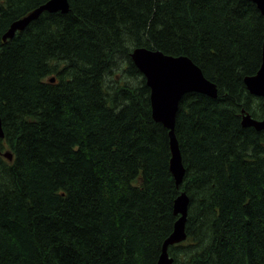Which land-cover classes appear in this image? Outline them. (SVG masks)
<instances>
[{"label": "trees", "instance_id": "1", "mask_svg": "<svg viewBox=\"0 0 264 264\" xmlns=\"http://www.w3.org/2000/svg\"><path fill=\"white\" fill-rule=\"evenodd\" d=\"M48 1L0 0V120L13 157L0 155V264H157L182 192L186 239L167 250L175 264H264V131L241 126L242 110L264 115L243 83L260 66L256 6L67 0V14L43 12L2 43L14 21ZM132 48L185 56L217 87L215 99L188 93L178 104L179 186L169 130L151 117ZM115 55L137 86L108 102L102 79Z\"/></svg>", "mask_w": 264, "mask_h": 264}, {"label": "water", "instance_id": "2", "mask_svg": "<svg viewBox=\"0 0 264 264\" xmlns=\"http://www.w3.org/2000/svg\"><path fill=\"white\" fill-rule=\"evenodd\" d=\"M247 1L256 6L262 17L264 26V0ZM57 11L62 14L69 12L67 0H49L46 4L29 12L26 16L14 21L10 25V29L3 34V41L12 38L16 32L22 31L29 23L37 20L43 12ZM261 54V64L258 71L254 76L245 77L243 83L247 91L251 95L261 98L264 104V35ZM131 60L138 70L144 74L146 86L150 89L151 116L169 129L168 136L171 153L169 171L175 185L179 186L183 181L186 169L184 168L181 153L172 130L178 104L182 97L188 93L199 92L215 98L216 87L201 75L200 68L187 57H172L160 51L137 48L133 50ZM50 82L53 83L54 79H51ZM203 89L206 91H203ZM241 113L243 115L241 119V126L243 128H253L256 132L264 130V118L263 120H255L249 114H245L244 111ZM170 117L172 123L168 125ZM3 138L4 133L0 120V141ZM2 156L7 158L8 161H12V156L8 152L3 153ZM188 205L189 200L185 193H182L174 200L173 215L179 217L173 226V232L161 247L159 264H173V260L168 256L166 251L169 245L178 244L185 239L184 225L186 223ZM168 241L170 243H167Z\"/></svg>", "mask_w": 264, "mask_h": 264}, {"label": "rangeland", "instance_id": "3", "mask_svg": "<svg viewBox=\"0 0 264 264\" xmlns=\"http://www.w3.org/2000/svg\"><path fill=\"white\" fill-rule=\"evenodd\" d=\"M1 17L2 16H0V19H1ZM133 50L134 49L132 48L131 51H133ZM114 54H116V51L114 52ZM111 67H112V69L109 70ZM130 71H131V68H130V64L127 61V59L121 55L116 58V55H115L114 60L110 64V67L106 70L105 74L103 75V79H102V82L105 86V91L111 95V97L108 98V102L111 101L114 97H117L116 99H118V98L122 97L123 95H126L127 93H131V91H133V92L135 91V90L130 88L131 85L133 87L137 86L136 82L132 80V77H130ZM245 76H249V75H245ZM102 90H103V88H102ZM105 102H106V100H105ZM103 105H104V101H103ZM106 105L108 106L107 102H106ZM125 106H126V103L120 104L118 106V109L115 112L113 120H115L116 117L119 118L121 116V111L125 108ZM252 107L258 111L257 103H253ZM242 111H244V110H242ZM168 120H169L168 125H171V123H172L171 117ZM37 128H39V127H37ZM258 142L262 148V149H260V152H263L264 151V138L261 137ZM0 148H1L2 152H5V151L12 152L10 145H7V140L5 139V137L2 140V144H1ZM261 160L264 161V155L261 157ZM243 161L245 162V164L254 165V166H256V168L258 167V163H256L254 160H246L245 159ZM260 165L264 166V163H260ZM7 181H5L4 184L7 183L6 189H8L10 192V190L16 186H15V183L13 181H9V180H7ZM129 182L133 187L139 188L140 183L137 180H135V177H133V175L130 178ZM177 231H179V230H177ZM172 232H173V230H172ZM185 235H186V233H185ZM167 243H170V241H168ZM169 247H171V245H169Z\"/></svg>", "mask_w": 264, "mask_h": 264}, {"label": "flooded vegetation", "instance_id": "4", "mask_svg": "<svg viewBox=\"0 0 264 264\" xmlns=\"http://www.w3.org/2000/svg\"><path fill=\"white\" fill-rule=\"evenodd\" d=\"M261 56H262V54H261ZM261 56H260V63H261ZM257 72V71H256ZM256 74V73H255ZM254 74V75H255ZM254 75H249L248 77H251V76H254ZM245 77H247V76H245ZM244 80V79H243ZM247 90V89H246ZM248 92V91H247ZM249 93V92H248ZM198 94H200V95H204V94H201V93H198ZM250 94V93H249ZM251 95V94H250ZM204 96H206V97H208V98H211V97H209V96H207V95H204ZM251 96H253V95H251ZM216 97H217V92H216ZM215 97V98H216ZM253 97H255V98H259V97H256V96H253ZM215 98H212V99H215ZM261 99V98H260ZM262 100V99H261ZM262 103H263V100H262ZM263 107H264V104H263ZM241 115H242V113H241ZM263 118H264V115H263V117L260 119V120H263ZM253 129V128H252ZM264 131V130H263ZM262 131V132H263Z\"/></svg>", "mask_w": 264, "mask_h": 264}, {"label": "bare ground", "instance_id": "5", "mask_svg": "<svg viewBox=\"0 0 264 264\" xmlns=\"http://www.w3.org/2000/svg\"><path fill=\"white\" fill-rule=\"evenodd\" d=\"M259 1H260V0H259ZM146 60H148V58H146ZM178 69H179V68H178ZM169 73H170V71H169ZM198 86H199V85H198ZM197 91H198V90H197ZM203 91H206V90H205V89H203ZM165 123H166V122H165ZM184 242H185V241H184ZM184 242H183V243H184ZM168 248H169V247H168Z\"/></svg>", "mask_w": 264, "mask_h": 264}]
</instances>
